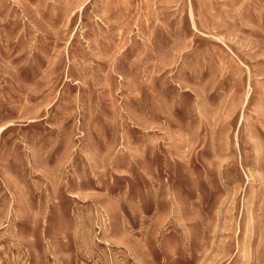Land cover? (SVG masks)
I'll use <instances>...</instances> for the list:
<instances>
[{
    "label": "rangeland",
    "instance_id": "374dc122",
    "mask_svg": "<svg viewBox=\"0 0 264 264\" xmlns=\"http://www.w3.org/2000/svg\"><path fill=\"white\" fill-rule=\"evenodd\" d=\"M0 264H264V0H0Z\"/></svg>",
    "mask_w": 264,
    "mask_h": 264
}]
</instances>
